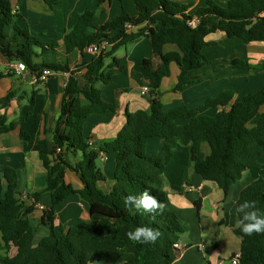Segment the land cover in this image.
<instances>
[{
  "label": "trees",
  "instance_id": "16d2710c",
  "mask_svg": "<svg viewBox=\"0 0 264 264\" xmlns=\"http://www.w3.org/2000/svg\"><path fill=\"white\" fill-rule=\"evenodd\" d=\"M51 9L63 0H43ZM98 0L92 9L80 14L73 28L64 36L66 54L78 49L82 54L93 43L108 41L112 47L93 57L87 64L83 77L91 84L83 85L76 75L81 68L71 70L68 63H35L37 48H56L58 43L45 42L32 35L27 27L13 25L14 33L7 37L6 27L16 15L10 0H0V54L11 62L23 61L30 71L39 73L44 68L53 71H70L60 108L61 114L53 134L54 146L49 148L46 139H40V158L47 170L45 191L51 193V204L44 211L42 223L48 233L36 239V226L29 214L34 206H25L18 196L16 169L0 165V264H175L178 250L175 246L185 225L168 207V195L163 188L162 176L179 145H187L193 171L206 181L215 182L229 195L232 186L244 173L260 169L264 157V85L236 104L233 111L226 106L234 93L222 92L208 98L199 107L187 104L166 109L158 97V90L165 77L171 75V64L176 63L180 72L175 91L183 90L190 83V71L204 62L203 49L210 43L206 37L213 32H225L246 43L264 41V0H229L220 5L206 0V5L196 11L199 24L192 27L188 21L194 16L186 14L187 6L173 0H134L138 14L122 13L103 25H96L101 13ZM140 26L137 31L127 29V24ZM95 28L91 32L90 29ZM117 31L115 36L110 31ZM151 42L152 57L141 61L149 78V110L126 112V123L117 137L103 143H92L85 135V123L91 115L116 111L117 102H107L97 87L98 82H109L105 77V59L120 46L142 36ZM174 44L179 51L164 53V47ZM161 57L156 66L155 57ZM232 66L251 69L246 60L232 59ZM4 74L0 72V77ZM80 96L89 102L83 103ZM218 108L215 114L207 111ZM16 125L0 115V135L13 130ZM24 139L25 135L22 133ZM160 139L157 152L148 151V141ZM208 144L209 153L203 145ZM61 151H57L58 148ZM81 152L82 159L70 164L65 152ZM115 152L116 163L111 190L99 186L106 180L98 164L100 153ZM75 172L83 184L76 189L66 181V172ZM147 190L161 205L153 213L137 212L126 207L123 198L139 195ZM79 194L89 207L92 217L100 215L113 219L108 228H102L92 219L89 223L78 222L58 232L55 226L56 208L69 196ZM37 199L41 193L33 195ZM245 199L255 200L264 208V176L261 175L244 187L237 204ZM237 216L231 217L230 225L241 238L239 264H264V234L244 235L235 226ZM137 226H149L160 231L154 245H141L128 239V231Z\"/></svg>",
  "mask_w": 264,
  "mask_h": 264
},
{
  "label": "crops",
  "instance_id": "0c3cea01",
  "mask_svg": "<svg viewBox=\"0 0 264 264\" xmlns=\"http://www.w3.org/2000/svg\"><path fill=\"white\" fill-rule=\"evenodd\" d=\"M129 1V0H128ZM187 6L186 14L195 16L196 11L206 5V0H173ZM225 5L229 0H214ZM12 11L16 13L12 24L6 27L7 37L14 33L13 25L27 27L32 35L45 42L58 43V47L37 48L35 63H68L71 70L81 68L77 72L81 83L90 86L83 74L87 64L94 55L82 54L78 49L69 55L63 49L64 36L73 28L81 13L92 9L98 0H63L60 6L51 9L43 0H10ZM130 2V1H129ZM129 9L124 0H106L101 4L96 25L100 26L119 16L123 8L132 16L138 14L134 0ZM63 11V18L57 21V13ZM67 9V12L65 10ZM141 27L134 26L130 31ZM91 32L95 28L90 29ZM115 36L117 31L109 32ZM206 40L210 43L203 49V64L190 71V83L181 91H175L180 68L171 64V75L165 77L158 90V97L166 109L187 104L190 107L202 106L208 98L230 91L234 95L226 106L233 111L237 103L248 95L255 93L264 85V41L246 43L236 37H228L225 32L210 33ZM112 47L108 48V51ZM179 51L174 44L164 47V53ZM151 42L144 35L139 39L118 47L111 56L105 59V77L109 82H98L102 98L110 103L117 102L116 111L95 114L88 117L85 123V135L92 143H103L115 139L126 123L127 110H149L151 98L149 92L142 93L148 85L149 78L141 65L145 58L152 57ZM248 61L251 69L232 66V59ZM156 66L161 64V57L156 56ZM16 62L0 54V115L16 127L0 135V165H8L16 169L18 177V196L25 206H34L29 217L36 226V235L40 238L48 233L42 223L44 211L51 204V193L45 191L47 170L40 158V139H46L49 148L54 146L53 134L61 114L60 103L70 77V71H53L44 82H34L29 75H18L13 68ZM83 103L89 101L80 96ZM218 108H211L209 114H215ZM260 112H264V105ZM22 133L26 139L23 138ZM160 139L148 141V151L157 152ZM205 153H209L208 144L203 145ZM64 158L72 165L82 159L81 152L67 151ZM101 168L106 180L99 186L111 190L116 163V153H100ZM264 176V157L260 169H251L244 173L242 179L232 186L229 195L213 181L204 180L193 171L190 150L187 145H179L162 176L163 188L168 195V207L187 224L185 232L180 236L181 247L175 264H228L231 257L240 252L241 238L233 231L230 220L240 191L259 176ZM66 181L74 188L83 187L79 176L71 171L66 172ZM5 186V183H0ZM41 193L37 199L33 196ZM45 206L39 209L38 204ZM55 226L57 231H66L75 223H89L94 219L97 225L108 228L114 220L100 215L94 217L89 212L88 204L79 194H73L56 208ZM39 238V239H40ZM1 241V232H0ZM0 254L5 251L0 250ZM90 264H96L90 263Z\"/></svg>",
  "mask_w": 264,
  "mask_h": 264
},
{
  "label": "clouds",
  "instance_id": "9594fccd",
  "mask_svg": "<svg viewBox=\"0 0 264 264\" xmlns=\"http://www.w3.org/2000/svg\"><path fill=\"white\" fill-rule=\"evenodd\" d=\"M126 207L137 212L153 213L161 207L157 199L147 190L139 195L129 194L123 198ZM233 214L238 217L235 226L244 235L264 234V208L258 207L255 200L245 199L234 208ZM161 233L149 226H137L128 231V239L141 245H154Z\"/></svg>",
  "mask_w": 264,
  "mask_h": 264
},
{
  "label": "built area",
  "instance_id": "2783aa9c",
  "mask_svg": "<svg viewBox=\"0 0 264 264\" xmlns=\"http://www.w3.org/2000/svg\"><path fill=\"white\" fill-rule=\"evenodd\" d=\"M261 16H264V10L260 13ZM188 24L192 27H196L199 24V18L197 16H194L193 18H191L188 21ZM132 27H134V25L128 23L127 24V29H131ZM111 46V44L108 41H102L99 43H93L91 44L86 51L89 52L90 54L97 56L99 55L101 52L106 51L109 47ZM16 73L18 75H29L31 80L34 82H44L46 81L54 72L50 69V68H44L43 70H41L39 73H33L30 71L29 67L27 66V64L23 61H18L13 65ZM149 86L146 85L143 87L142 89V93H147L149 92ZM57 151H61V148L59 147L57 149ZM39 209L45 210V206L41 203L38 204ZM175 246L177 248H180L181 245L180 243H176ZM241 256L240 252L235 253L228 264H239V258ZM220 264H225L224 262H221Z\"/></svg>",
  "mask_w": 264,
  "mask_h": 264
},
{
  "label": "rangeland",
  "instance_id": "374dc122",
  "mask_svg": "<svg viewBox=\"0 0 264 264\" xmlns=\"http://www.w3.org/2000/svg\"><path fill=\"white\" fill-rule=\"evenodd\" d=\"M90 2L92 1V0H89ZM130 2L132 1V0H129ZM128 0H124V6H125V8L126 9H129V7H130V2H129ZM84 2L85 3H87L88 2V0H84ZM65 12H67V9L65 10ZM57 16H58V19H57V21L58 20H60L61 21V19L63 18V11H62V9L61 10H59L58 11V13H57ZM98 164L101 166V164H102V162L100 161V160H98ZM184 224V223H183ZM185 225V228H187V224H184ZM183 234V233H182ZM181 234V235H182ZM180 235V236H181ZM40 238V234L38 233L37 235H36V239H39ZM96 264H108V263H105V262H96Z\"/></svg>",
  "mask_w": 264,
  "mask_h": 264
}]
</instances>
